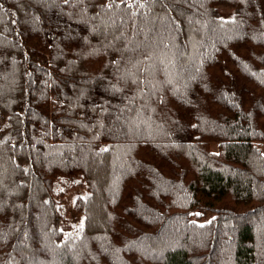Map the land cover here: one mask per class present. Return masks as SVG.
Returning <instances> with one entry per match:
<instances>
[{"label": "trees", "instance_id": "trees-1", "mask_svg": "<svg viewBox=\"0 0 264 264\" xmlns=\"http://www.w3.org/2000/svg\"><path fill=\"white\" fill-rule=\"evenodd\" d=\"M0 264H264V0H0Z\"/></svg>", "mask_w": 264, "mask_h": 264}, {"label": "rangeland", "instance_id": "rangeland-1", "mask_svg": "<svg viewBox=\"0 0 264 264\" xmlns=\"http://www.w3.org/2000/svg\"><path fill=\"white\" fill-rule=\"evenodd\" d=\"M220 12H221V15L224 16V17H226V18H230L231 17V14H232L231 12H229V13L226 14L223 10H221ZM83 194H84L83 191H77V195H83ZM73 200H74V197L73 196H70L68 198V205H69V207L72 206ZM211 217L212 216L210 214L203 215L202 216V220L209 221Z\"/></svg>", "mask_w": 264, "mask_h": 264}]
</instances>
